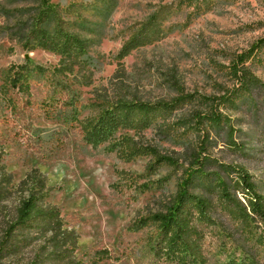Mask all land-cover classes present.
<instances>
[{"label": "rangeland", "instance_id": "obj_1", "mask_svg": "<svg viewBox=\"0 0 264 264\" xmlns=\"http://www.w3.org/2000/svg\"><path fill=\"white\" fill-rule=\"evenodd\" d=\"M113 1L114 7L109 13L99 14L95 8L101 7L100 0H52L62 5L85 6L86 11L77 23L94 31L90 35L75 30L84 38L94 39L96 45L88 51L85 68H75L68 78L75 83L72 88L80 93L82 118L93 115L88 109L93 99L111 101L126 96L148 101L171 100L182 92L219 97L235 85L229 71L232 61L264 39V0ZM37 3L38 0H0V71L27 59L47 68L58 65L60 57L42 50L27 52L12 39L20 22L30 17ZM158 5H173L175 9L166 24V36L134 51L122 65L118 64L115 57L134 25L146 20ZM246 66L261 82L262 95L255 94L253 98L248 95L238 100L237 109L221 110L232 119L237 131L234 141L243 145V152H233L226 146L228 129L205 125L207 147L208 153L220 162L246 168L264 195V48ZM75 75L79 80L74 79ZM86 81L88 85L82 84ZM46 93L44 83L33 90L38 102ZM211 107V104L185 107L167 124L189 120L194 111L208 113ZM27 118L31 119L32 127L41 131V140L21 128L25 125L22 121L10 123L0 139L2 166L13 174L14 184L33 168L45 174L48 186L53 187L50 201L61 209L68 226L79 234L78 259L91 264L94 252L106 249L108 254L97 260V264H155L147 248L154 228L129 232L125 227L168 201L176 192L181 172L161 190L139 194L136 185L147 180L132 185L125 174H143L150 158L127 163L116 154L106 152L104 146L94 149L85 145L78 131L67 133L59 119L48 120L39 111L29 112ZM188 127L172 132L168 140H164L163 134L166 127H153L139 137L163 153H176L180 163H186L192 147L202 139V135L188 132ZM59 129H65L66 134L51 138ZM171 173L175 172L164 167L150 180ZM15 207V198L0 205V239ZM38 248L39 244L35 243L4 262L29 264Z\"/></svg>", "mask_w": 264, "mask_h": 264}, {"label": "trees", "instance_id": "obj_2", "mask_svg": "<svg viewBox=\"0 0 264 264\" xmlns=\"http://www.w3.org/2000/svg\"><path fill=\"white\" fill-rule=\"evenodd\" d=\"M100 1L101 7L95 8L99 14L109 13L114 7L113 0ZM174 10L173 5H158L146 20L136 23L115 57L118 64L122 65L134 51L161 41L167 34L166 24ZM85 11V6L76 3L62 5L52 0H38L30 17L21 21L12 34V39L25 51L42 50L60 60L57 66L47 68L27 59L0 71V139L10 123L22 121L25 125L21 128L40 141L41 131L32 127L31 117L27 118L29 112L39 111L48 120H61L67 133L78 131L85 145L94 149L104 146L106 152L116 154L124 162L150 158L143 174H125L132 185L147 180L136 185L139 194L161 190L181 172L176 192L168 201L157 210L138 216L125 227L129 232L154 228L147 246L153 262L264 264V195L246 168L222 163L208 153L205 131V125L228 129L226 146L233 152H243V145L234 141L237 131L232 119L221 110H235L238 100L248 95L251 98L255 94L262 95L261 82L246 64L264 48V39L232 61L229 71L235 85L219 97L182 92L171 100L148 101L126 96L111 101L93 99L88 104L93 115L82 118L80 93L72 88L75 83L69 82L68 78L75 68H85L88 51L96 45L94 39L84 38L75 31L93 34V30L77 23ZM74 79L79 80L77 75ZM42 83L46 85L47 93L38 102L33 90ZM209 104L212 107L208 113L194 111L189 120L167 124L185 107ZM188 125V132L202 135V139L192 147L186 163H180L176 153H163L144 142V137H139L153 127H166L162 132L164 140H168L172 132ZM64 130L59 129L51 138L66 134ZM131 132L134 135L131 136ZM2 161L0 153V205L15 198L16 207L0 239V264H11L4 261L35 243L39 248L29 264H85L76 255L79 234L68 226L61 209L50 201L53 187L48 186L45 174L39 168H33L14 184L13 174L5 170ZM164 167L175 173L151 181V177ZM107 254L106 249L96 250L91 264H97V260Z\"/></svg>", "mask_w": 264, "mask_h": 264}]
</instances>
